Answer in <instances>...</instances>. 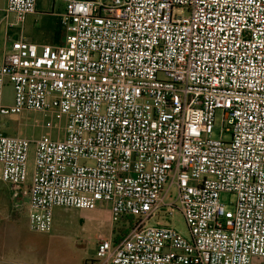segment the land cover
Segmentation results:
<instances>
[{"label":"built area","instance_id":"1","mask_svg":"<svg viewBox=\"0 0 264 264\" xmlns=\"http://www.w3.org/2000/svg\"><path fill=\"white\" fill-rule=\"evenodd\" d=\"M65 2L64 44L14 40L0 63V124L67 120L59 140L0 127V183L29 229L107 203L112 226L132 224L99 242L97 264H264V0ZM36 13L6 0L10 27ZM176 212L187 237L151 224Z\"/></svg>","mask_w":264,"mask_h":264},{"label":"rangeland","instance_id":"2","mask_svg":"<svg viewBox=\"0 0 264 264\" xmlns=\"http://www.w3.org/2000/svg\"><path fill=\"white\" fill-rule=\"evenodd\" d=\"M2 1L0 0V8ZM30 16V18L28 16V25L41 28L40 16ZM4 45L5 53L10 48L8 37L4 40ZM13 100V85L7 82L4 104L12 105ZM217 122L218 124L221 122L220 114L217 115ZM66 123V118L57 113L22 112L18 115L3 117L0 127L2 132L9 136H20L29 139L45 137L48 140H59L64 137ZM214 136L217 137V132L214 133ZM33 151L34 148L30 156V175L33 167ZM227 199V195H222L221 201L223 203L227 204ZM11 200L8 186L0 183V221L2 217H8L9 215L12 217L8 224L0 223V257L4 260H22L21 258L27 255V261L66 264L69 257L93 255L97 251L101 240L110 238V236L115 239L120 233V228L125 229L129 226L128 222L124 225L112 226L109 204L105 203L99 204L91 210L56 209L53 231L48 234L37 233L31 231L28 222H26L24 215L26 204L23 202L21 208L15 209ZM13 216H19V218L16 219ZM158 220L171 223L181 234L186 237L189 236L186 222L179 212L173 213L170 217L154 219L151 224ZM255 264L261 263L256 262Z\"/></svg>","mask_w":264,"mask_h":264},{"label":"crops","instance_id":"3","mask_svg":"<svg viewBox=\"0 0 264 264\" xmlns=\"http://www.w3.org/2000/svg\"><path fill=\"white\" fill-rule=\"evenodd\" d=\"M65 0H37V13L34 16H40L42 21V27L36 26L30 27L28 25V17L25 20L23 27H10V23L14 21L13 17L6 20L5 8L6 0L2 1L0 8V58L5 50L4 40L8 37L11 41L18 39H25L31 43L37 45H62L65 42L66 33L60 24V14L65 11ZM31 16H29L30 18ZM36 22V21H35ZM0 62V63H1ZM26 222L27 218V204L26 212L24 213ZM16 219L19 216H13ZM12 219L11 215L8 217H2L0 223L8 224ZM107 239V238H106ZM98 248V247H97ZM97 252V251H96ZM96 252L93 255H81L80 257L70 258L66 261V264H97L98 259ZM19 259L4 260L0 257V264H46L42 261H27V255ZM24 259V260H23ZM18 261V262H17ZM24 261V262H23Z\"/></svg>","mask_w":264,"mask_h":264},{"label":"trees","instance_id":"4","mask_svg":"<svg viewBox=\"0 0 264 264\" xmlns=\"http://www.w3.org/2000/svg\"><path fill=\"white\" fill-rule=\"evenodd\" d=\"M128 221H129V225L130 224H132V221H131V219L129 218L128 219ZM128 221H126V220H124L123 221V225L126 223V222H128ZM120 230V231H119ZM118 231L120 232L116 237H115V239H114V242L115 243H118V242H120L121 240H122V238L126 235V233L128 232V227L127 228H120Z\"/></svg>","mask_w":264,"mask_h":264}]
</instances>
